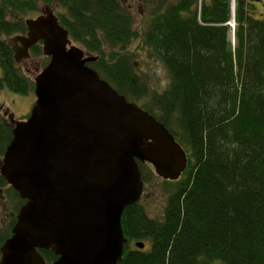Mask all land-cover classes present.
<instances>
[{
    "label": "trees",
    "instance_id": "obj_1",
    "mask_svg": "<svg viewBox=\"0 0 264 264\" xmlns=\"http://www.w3.org/2000/svg\"><path fill=\"white\" fill-rule=\"evenodd\" d=\"M230 2L201 0L198 20V0H161L139 33L119 0H0V88L23 95L33 89L3 37L24 32L22 18L40 3L56 6L70 38L97 56L87 65L128 101L149 94L150 107H140L186 152L161 219L139 201L124 208L127 242L118 264H264V18L249 12L251 0H235L232 49ZM134 42L166 68L163 90L152 92L135 73ZM30 52L40 56L41 45ZM11 138L10 122L0 116V158ZM150 166L139 163L144 184ZM9 189L18 211L24 200ZM15 220L0 226V247ZM39 252L48 264L56 259L51 250Z\"/></svg>",
    "mask_w": 264,
    "mask_h": 264
},
{
    "label": "water",
    "instance_id": "obj_2",
    "mask_svg": "<svg viewBox=\"0 0 264 264\" xmlns=\"http://www.w3.org/2000/svg\"><path fill=\"white\" fill-rule=\"evenodd\" d=\"M24 22L27 33L13 39L21 44L15 60L42 41L49 62L33 79L28 118L12 119L0 160V175L25 200L0 264H48L39 250L54 253L50 264H118L127 242L123 210L144 187L138 162L177 180L186 152L163 123L86 65L97 56L72 44L49 7Z\"/></svg>",
    "mask_w": 264,
    "mask_h": 264
},
{
    "label": "rangeland",
    "instance_id": "obj_3",
    "mask_svg": "<svg viewBox=\"0 0 264 264\" xmlns=\"http://www.w3.org/2000/svg\"><path fill=\"white\" fill-rule=\"evenodd\" d=\"M53 7V5H51ZM249 12L257 17L264 18V0H251V4L248 5ZM42 7L44 10V4L40 3L39 9ZM41 10V9H40ZM56 10V8H54ZM134 10V9H133ZM58 11L61 12L62 9L58 8ZM139 11H133V14H136L135 22L133 28L138 30L139 33L144 31L151 20V16L143 17V24L138 23L140 16ZM36 13L29 14L28 16H33ZM15 34L9 36H4L3 39L6 41L11 39ZM231 48L235 47L236 41H232L231 37L229 38ZM233 42V43H232ZM76 45L81 46L76 43ZM140 44L134 42L129 47V50L134 55L132 60L134 62V71L138 75L146 76L145 84L152 92H157L163 90L168 85L169 75L166 68L160 62L148 55L146 49H139ZM35 62H23L19 63V67L22 71L30 78L33 79L43 66L47 63V58L44 55L35 56ZM37 61V64H36ZM36 65L33 66V65ZM38 68V69H37ZM151 96L149 94L138 99L137 104H145L150 107L148 101H150ZM35 100V94L33 89L26 95L18 94L11 92L6 87L0 88V116L9 119L7 115H12L14 120H23L29 113L30 107ZM134 102V101H133ZM136 103V102H135ZM150 177H147L144 184V192L139 200L140 204L143 206L146 214L153 219H161L163 216L164 208L168 199V196L174 189L173 181L164 180L158 177L153 170V167L150 166ZM3 189L2 195L5 196L4 208L2 200L0 199V226H6L9 223L10 218L13 217L17 211H15L16 200L12 196V191L8 186L0 187ZM131 245V243H130ZM134 246V242H132ZM210 264H223L220 260H215Z\"/></svg>",
    "mask_w": 264,
    "mask_h": 264
},
{
    "label": "flooded vegetation",
    "instance_id": "obj_4",
    "mask_svg": "<svg viewBox=\"0 0 264 264\" xmlns=\"http://www.w3.org/2000/svg\"><path fill=\"white\" fill-rule=\"evenodd\" d=\"M119 2H120V4H121V6H123V7H125L127 10H128V12H130L131 13V15H132V26H133V24H134V22H135V18H136V14H133V11H136V10H138L140 13H139V16H140V19H139V21H138V23H141V24H143L144 22H143V20H144V18L143 17H148V16H151V14H150V12H151V10H152V8L154 7V6H157V5H159L160 4V2H161V0H119ZM45 7V6H44ZM134 9V10H133ZM41 10H42V8H41ZM36 14H34L32 17H34L35 15H38V14H40V10H37V12H35ZM32 15V14H31ZM60 21V20H59ZM64 26V25H63ZM64 28H66L65 26H64ZM26 34V26H25V31L24 32H16V33H14L15 35H14V38L16 37V35L17 34ZM13 38V39H14ZM37 44H40L41 45V41H39ZM10 48L13 50V52L14 53H16V49L17 48H20V46H21V44H20V42H18V41H12V42H10ZM30 49H31V47L29 48V53H30ZM84 49V48H83ZM85 50V49H84ZM35 57L33 56V55H31V53H30V56L29 57H27V58H22L20 61H23V62H35V59H34ZM47 62H48V59H47ZM36 64H37V61H36ZM39 64V63H38ZM37 64V65H38ZM33 65V64H32ZM33 66H35L36 67V65H33ZM44 67V66H43ZM38 69V68H37ZM32 107V106H31ZM31 107H30V109H31ZM29 112H30V110H29ZM29 115V113L27 114V116ZM10 115H7V117H9ZM26 116V117H27ZM5 118V117H4ZM143 195V194H142Z\"/></svg>",
    "mask_w": 264,
    "mask_h": 264
},
{
    "label": "bare ground",
    "instance_id": "obj_5",
    "mask_svg": "<svg viewBox=\"0 0 264 264\" xmlns=\"http://www.w3.org/2000/svg\"><path fill=\"white\" fill-rule=\"evenodd\" d=\"M235 8H236L235 0H231V20H230L231 30H233V26H234L233 21H234ZM230 35L232 36V31H231Z\"/></svg>",
    "mask_w": 264,
    "mask_h": 264
}]
</instances>
